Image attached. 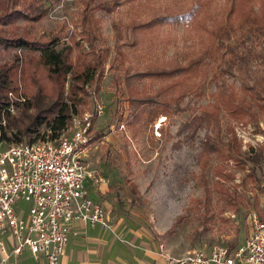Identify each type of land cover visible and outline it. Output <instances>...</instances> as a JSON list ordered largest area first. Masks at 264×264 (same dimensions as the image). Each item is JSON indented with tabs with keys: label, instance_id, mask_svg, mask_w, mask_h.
I'll return each instance as SVG.
<instances>
[{
	"label": "trees",
	"instance_id": "16d2710c",
	"mask_svg": "<svg viewBox=\"0 0 264 264\" xmlns=\"http://www.w3.org/2000/svg\"><path fill=\"white\" fill-rule=\"evenodd\" d=\"M80 5L83 7L74 23L77 34L68 36L71 45L59 48L62 37L42 40L29 32L14 38L0 36L4 50L20 53L10 66L0 69V142L33 143L43 129L51 131L50 137L54 139L67 129L80 104L77 95L94 82L100 69L103 72L114 52L108 46L97 49L102 37L101 22L104 17L125 9L127 20L117 17L112 21L117 38L112 68L116 71L113 88L130 102L133 120L130 125H138L136 130L141 132L161 116L186 112L181 105L213 70L217 89L213 94L214 104L184 123L178 136L190 132L187 140L194 139L204 127L219 132L202 143L199 163L203 172L214 155L239 162L237 136L228 127L231 139L229 143L224 142L225 138L220 136L223 131L220 115L223 112L233 121H242L259 119L264 113V77L257 82L252 80L256 68L264 69V0H79ZM3 6L0 19L4 24L19 18L39 22L50 14V9L37 0H4ZM182 26H186L189 36L196 34L195 49L177 51L167 61H151L143 70L131 66L129 55L123 51L124 45L130 49L142 47L150 53L161 49L166 55L173 46L179 45L178 33ZM81 44L84 49L83 45L88 46L84 50L86 57L75 63L73 54ZM33 55H37L36 63ZM20 70L21 78L25 82L30 80L35 92L32 101L17 106L21 114L17 121L12 115L8 94L15 90ZM68 77H71V89L65 97L63 88ZM232 80L240 83L239 89ZM200 96L204 93L200 92ZM31 109L37 111L35 116L29 115ZM4 119L7 127L2 125ZM104 136L94 133L90 145ZM251 154L248 162L253 167L247 178L256 180L264 156L253 149ZM219 195L227 198L230 205L237 203L235 194L228 190Z\"/></svg>",
	"mask_w": 264,
	"mask_h": 264
},
{
	"label": "rangeland",
	"instance_id": "374dc122",
	"mask_svg": "<svg viewBox=\"0 0 264 264\" xmlns=\"http://www.w3.org/2000/svg\"><path fill=\"white\" fill-rule=\"evenodd\" d=\"M37 1L50 9L46 18L39 22L19 18L7 24L0 19V36L14 38L29 32L42 40L62 37L59 48L71 45L68 36L77 34L74 23L83 7L78 6L79 0ZM3 4L4 0H0V17L4 11ZM117 17L127 20L128 13L121 9L113 16L104 17L101 22L102 37L97 49L108 46L114 52L103 72L100 69L94 82L83 87L77 95L80 104L76 106L77 113L72 116L66 130L70 131L74 118L92 112L95 101L104 105L105 114L96 117L92 138L96 132L105 136L88 146L85 162L91 169L101 170L108 179L110 192L101 199L109 202L112 223L116 225L121 221L124 229L144 235L157 246L160 253L175 257L196 249L210 250L214 246L235 248L241 245L252 230V217L257 215L264 219V157L256 172V180L247 178L253 167L248 162L252 149L257 153L262 152L264 156V113L260 114L259 119L242 121H233L221 113L220 126L223 131L220 136L229 143L231 134L227 133V128H232L240 146V165L235 160H224L214 155L206 172L199 163L202 143L208 136L216 137L219 132L204 127L194 139L187 140L186 135H190V132L178 136V131L201 109L214 104L213 94L217 89L213 70L181 105L187 109L186 112L161 116L142 128L141 132L136 130L138 125H130L133 120L128 98L120 96L113 88L116 73L112 68L116 57V50L113 49L117 38L112 21ZM178 35L179 45L173 46L166 55L161 49L150 53L142 47L130 49L129 45H124L123 51L129 55L132 67L143 70L151 61H167L177 51L196 48L197 36H189L186 26L180 28ZM83 46L88 49V46ZM86 49L82 44L76 47L72 61L76 63L80 59L82 62ZM16 54L20 53L16 50L6 51L0 46V69L10 66ZM37 55H33L34 63ZM21 75L20 70L17 72L15 90L8 94L14 110L12 115L17 121L21 117L17 106L32 101L35 92L33 83L30 80L25 82ZM262 77L264 69L256 68L252 80L257 82ZM231 82L240 88L238 81ZM70 86L71 77H68L63 88L65 97L70 93ZM200 92L204 96H200ZM21 97L25 99L24 102L19 101ZM28 113L35 116L37 111L31 109ZM3 121L7 127V121ZM47 135L50 137L51 134L43 129L39 139H45ZM224 190L234 193L237 203L230 205L227 198L220 197ZM30 206L29 202L22 201L15 205V210L19 214L24 211V217L28 218Z\"/></svg>",
	"mask_w": 264,
	"mask_h": 264
},
{
	"label": "built area",
	"instance_id": "2783aa9c",
	"mask_svg": "<svg viewBox=\"0 0 264 264\" xmlns=\"http://www.w3.org/2000/svg\"><path fill=\"white\" fill-rule=\"evenodd\" d=\"M104 114V105L95 101L92 112L74 118L70 131L54 139L47 135L33 143L0 142V264H9L26 249L43 255L46 264H60L76 222L112 230L109 213L90 198L85 185L87 180L98 189L108 184L101 170L85 162L94 120ZM22 201L31 204L28 218L15 210ZM165 260L166 264H264V219L253 216L249 237L235 248L214 246L180 257L166 253Z\"/></svg>",
	"mask_w": 264,
	"mask_h": 264
},
{
	"label": "crops",
	"instance_id": "0c3cea01",
	"mask_svg": "<svg viewBox=\"0 0 264 264\" xmlns=\"http://www.w3.org/2000/svg\"><path fill=\"white\" fill-rule=\"evenodd\" d=\"M85 185L90 198L103 205L109 213L112 230L73 223L60 264H166V253H160L149 238L124 229L121 221L116 225L112 223L109 202L101 199L110 192L109 182L100 189L94 187L90 180ZM9 264H46V259L26 249L19 257H11Z\"/></svg>",
	"mask_w": 264,
	"mask_h": 264
}]
</instances>
